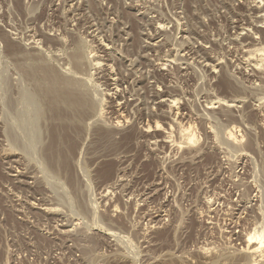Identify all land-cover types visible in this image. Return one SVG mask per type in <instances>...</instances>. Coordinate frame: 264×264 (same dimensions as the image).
Instances as JSON below:
<instances>
[{
	"label": "rangeland",
	"instance_id": "obj_1",
	"mask_svg": "<svg viewBox=\"0 0 264 264\" xmlns=\"http://www.w3.org/2000/svg\"><path fill=\"white\" fill-rule=\"evenodd\" d=\"M258 47L264 0H0V264H264ZM51 81L88 112L71 174Z\"/></svg>",
	"mask_w": 264,
	"mask_h": 264
},
{
	"label": "bare ground",
	"instance_id": "obj_2",
	"mask_svg": "<svg viewBox=\"0 0 264 264\" xmlns=\"http://www.w3.org/2000/svg\"><path fill=\"white\" fill-rule=\"evenodd\" d=\"M254 51H256L255 54H257L259 52L257 54V55H259V57H262L264 55L263 54L264 48L258 47V49H256V50L254 49ZM250 52H251V50H250ZM250 54L251 53H249L248 55H250ZM262 62H263V60H262ZM255 63H256V61H255ZM214 64H216V63H214ZM260 67H261V65H260ZM212 68H214V66ZM44 76L45 77L47 76L46 78L48 79V75H44ZM44 81H45V79H44ZM54 85H55V82L51 81L49 86H47V87L45 86V88L42 90V92L39 91V93L41 92V94H42L41 97L43 98V100H42V98H41V100L43 102H45L44 104H46V109H47V112L49 115V120H50L48 125H47V128H46L47 138H48V143L46 145V152H47L46 156H47L48 161L52 164V166H55L56 169H59V170L62 169L65 173L67 172V174H71L72 168H71V160L70 159L73 155V152H74L76 144H77L76 141L71 138V133L72 132L79 133V131H80V128L76 124H72V122L73 121L74 122L80 121V120L87 118L88 112L80 109L81 105L84 104L82 99H80L78 96L74 95L73 93L66 91V89H64V88H54L55 87ZM59 101H61V103ZM158 126L160 127V124L158 125V123L156 122L155 127H158ZM191 129H190V126L187 125V126L182 127V130H181L182 135L184 136V138H183L184 141L185 140H186V142L189 141L188 143H193V142H190L193 140V137H194L193 131H191ZM228 134L231 137H233L232 132H229ZM193 141H195V140H193ZM105 175L108 177L110 175V171L106 172ZM105 179H106V177H105ZM246 242H247V246L249 245V247L253 248V250L259 251L260 248L264 247V231L263 232L261 231V233H255V231L250 232L246 236Z\"/></svg>",
	"mask_w": 264,
	"mask_h": 264
}]
</instances>
